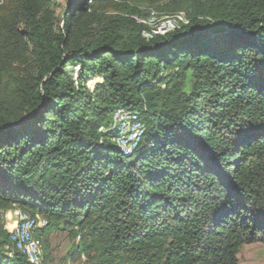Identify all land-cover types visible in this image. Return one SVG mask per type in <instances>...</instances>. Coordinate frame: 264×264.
I'll return each instance as SVG.
<instances>
[{"label":"trees","instance_id":"16d2710c","mask_svg":"<svg viewBox=\"0 0 264 264\" xmlns=\"http://www.w3.org/2000/svg\"><path fill=\"white\" fill-rule=\"evenodd\" d=\"M144 2L163 0H66L59 17L0 0V210L46 223L35 262L7 257L0 218V264H50L55 230L84 264H238L264 243V0H168L187 23L151 39ZM118 110L143 125L129 156Z\"/></svg>","mask_w":264,"mask_h":264},{"label":"bare ground","instance_id":"6f19581e","mask_svg":"<svg viewBox=\"0 0 264 264\" xmlns=\"http://www.w3.org/2000/svg\"><path fill=\"white\" fill-rule=\"evenodd\" d=\"M165 18H168L165 24L160 23V25H157L153 28L149 26L147 27L148 24L145 21L139 20L137 18L134 19L136 20V22L146 26V28L142 31V36L146 39H151L156 35H164L166 33L163 32H168L171 27L178 26L179 28L180 25L187 23L186 16L183 12H178ZM170 19H173V21H168ZM97 82H100V79H89L86 85L90 90H92L94 84ZM99 130L102 132V128H100ZM108 130H111V133L113 134L111 135L113 136L111 141L116 144L119 151L123 155L129 156L139 143L140 137L143 133V125L140 122L137 113L118 110L113 115L112 123L109 126ZM123 143H127V150H125V146L123 145ZM11 215H17L18 217L24 218L27 221V225L25 226V236L14 240V242H12V232L10 233L9 239L11 247L10 253H8L7 251V257L11 258L13 255V251H17L35 262H41L42 252L40 250L39 244L35 239L34 232L38 227L45 226V221L34 219L29 214L20 210L13 211ZM28 247L30 251H28ZM7 250H9V247H7Z\"/></svg>","mask_w":264,"mask_h":264},{"label":"rangeland","instance_id":"374dc122","mask_svg":"<svg viewBox=\"0 0 264 264\" xmlns=\"http://www.w3.org/2000/svg\"><path fill=\"white\" fill-rule=\"evenodd\" d=\"M168 0H163V2L157 5L156 3L144 2L141 5L137 6V9L141 12L140 15L134 17L139 20L145 21L148 25L147 27H155L160 25V23H166L168 16L176 14L178 12L183 11H163L160 7L162 4L167 2ZM56 5V12L58 17L61 12L65 8L66 0H54ZM115 12L112 10H107L106 14H114ZM184 13V12H183ZM168 21H173L170 19ZM78 66L68 67L69 71L72 74H76L78 70ZM18 210H9L2 211L0 210V218H2L5 222H12L14 220L13 215L10 217L8 214L13 211ZM49 245L50 252V264H84L83 259L72 261L69 254L72 251L74 241L70 238V235L67 231L63 230H55V231H47L45 236L42 238V241H46ZM238 264H264V243H252L246 244L241 249L237 255Z\"/></svg>","mask_w":264,"mask_h":264},{"label":"built area","instance_id":"2783aa9c","mask_svg":"<svg viewBox=\"0 0 264 264\" xmlns=\"http://www.w3.org/2000/svg\"><path fill=\"white\" fill-rule=\"evenodd\" d=\"M177 28L178 26L171 27L168 32ZM163 33H167V32H163ZM125 111L127 110H124V112ZM123 145L125 146V150H127V143H123ZM13 217L14 220L10 222V225L8 224L9 221L5 222V228L7 229V231L12 232V242H14V240H17L18 238L25 236V226L27 225V221L24 218L18 217L17 215H13ZM28 251H30L29 247H28ZM8 253H10V247Z\"/></svg>","mask_w":264,"mask_h":264},{"label":"crops","instance_id":"0c3cea01","mask_svg":"<svg viewBox=\"0 0 264 264\" xmlns=\"http://www.w3.org/2000/svg\"><path fill=\"white\" fill-rule=\"evenodd\" d=\"M10 217L12 216L11 213L8 214ZM9 223V222H8Z\"/></svg>","mask_w":264,"mask_h":264}]
</instances>
